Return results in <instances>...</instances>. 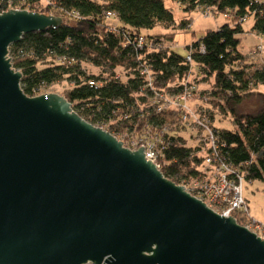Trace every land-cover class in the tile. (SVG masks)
<instances>
[{"label":"water","instance_id":"95a60500","mask_svg":"<svg viewBox=\"0 0 264 264\" xmlns=\"http://www.w3.org/2000/svg\"><path fill=\"white\" fill-rule=\"evenodd\" d=\"M63 18L0 13V264H264V239L74 111L28 96L10 47Z\"/></svg>","mask_w":264,"mask_h":264},{"label":"trees","instance_id":"16d2710c","mask_svg":"<svg viewBox=\"0 0 264 264\" xmlns=\"http://www.w3.org/2000/svg\"><path fill=\"white\" fill-rule=\"evenodd\" d=\"M168 1L0 0V12L25 9L59 16L64 21L59 27L25 34L20 42L11 45L10 57L14 68L23 74L24 92L35 97L53 84L68 82L70 88L63 96L74 111L120 138L124 133L129 136L142 132L150 123L168 128L169 111L157 114L149 101L155 92H183L189 73L196 67L200 78L194 81H209L212 88L205 89L210 92L207 94L218 102L221 111L232 115L236 125L235 130L223 129L212 120L213 115L202 117L218 134L220 156L237 166L246 181H264V105L262 110L248 115H238L234 107L247 93L259 92L264 98L260 90L251 91L264 85V69L250 70L239 50V36L247 33L244 23L248 18H254L251 32L264 37V0H172L166 4ZM175 3L184 6L187 13L205 7L216 15L223 14L228 22L218 31L207 29L190 46L187 56H182L176 48L162 46L169 41L164 35L152 33L157 27L176 28L177 19L170 7ZM113 20L118 23L114 25L110 22ZM178 27L187 29V23L182 21ZM140 35L154 44L137 50L135 41ZM189 55L191 61L187 60ZM144 65L151 68L152 86L141 76ZM90 79L99 86L89 87ZM182 129L187 127L182 125ZM201 129L202 139L194 148L183 136H175L176 130L166 136L169 146L161 171L177 184L187 183L207 166L210 143L208 132ZM235 217L243 224L242 218Z\"/></svg>","mask_w":264,"mask_h":264},{"label":"rangeland","instance_id":"374dc122","mask_svg":"<svg viewBox=\"0 0 264 264\" xmlns=\"http://www.w3.org/2000/svg\"><path fill=\"white\" fill-rule=\"evenodd\" d=\"M170 2L173 1L169 0L166 4H169ZM41 6L44 8V5ZM170 7L177 19V24L175 25L176 28L167 30L157 27L152 33L164 35L165 38L169 40L166 43L167 46L172 44L175 46L177 53L182 56H187L188 49L191 48L190 46L193 45L194 41H198L202 38L206 34L205 31L207 29H215L218 31V27H221L228 22L223 14L216 15L212 10H208L205 7H199L192 13H187L184 10V6L177 3L172 4ZM182 21L187 23V29H179L178 25H180ZM110 22L114 25L118 23L117 20ZM253 25L254 18H248V20L244 23V29L247 33L239 36V39H241L239 50L245 57L246 65L251 67L250 70H261L264 69V37L251 32ZM198 74H200L199 69L193 67L192 71L189 73L190 76H188V80L185 81L189 87L196 88V90H192L190 92L191 97H189V101L187 103L189 111L193 112V118H189L187 121L189 124L181 117L182 113L184 115L183 111H177L175 109L168 110L170 115L167 117V126L171 135L174 134L173 130H176L177 133H175V136H183L186 138L187 144L193 148L199 146V142L203 135L201 127L196 123V119L200 118L201 120H208L202 117H210V115H213L212 120L214 119L216 125L220 128L235 130L236 126L232 115L226 113V111H221V109L217 106L218 102H214L215 99L209 96L210 92H206L205 89L212 88L209 81H203L202 79L194 81L195 79L200 78ZM68 88H70L68 82H58L47 89H43L42 91L44 93H58L64 95ZM255 90H260L264 93V85L259 84L251 89V91ZM247 94L248 95H246L240 103L234 105L238 115L255 114L262 110L264 98L259 94V92ZM152 104L153 102L150 100L149 106H152ZM182 125H185L187 129H182ZM179 130L180 135H177ZM120 138L122 141L127 142V136L125 133L121 134ZM244 194L248 200L250 216L258 222L264 224V181H246ZM243 224H245L244 221Z\"/></svg>","mask_w":264,"mask_h":264},{"label":"built area","instance_id":"2783aa9c","mask_svg":"<svg viewBox=\"0 0 264 264\" xmlns=\"http://www.w3.org/2000/svg\"><path fill=\"white\" fill-rule=\"evenodd\" d=\"M107 15L111 17L112 13L108 12ZM150 44L154 43H151L144 35L138 36L135 41L136 48L139 51H143ZM162 46H167V44L165 43ZM168 47L175 48L172 44ZM187 60L191 61V55L187 57ZM140 73L145 78L147 85L152 86L154 76L151 75V68L144 65L141 67ZM87 83L91 88L99 86L94 79L88 80ZM192 90H196V88L189 87L187 84L184 91L179 94L168 95L162 92H155L152 98V107L157 114H162L171 109L183 111L184 115L182 113L181 117L187 122L189 118H193V112L189 111V106L187 105ZM196 123L208 132L207 140L210 143V155L205 161L207 166H205L203 173L191 178L183 186L191 195L205 202L208 207L218 214L225 217L238 215L245 222V224L241 225L264 239V224L250 216L248 202L244 194L246 179L243 172L237 166L225 162L220 156L218 150L219 142L216 136L218 134H215L209 127L208 122L196 119ZM170 134V130L167 127L159 128L150 123L142 132L131 133L127 136V142L122 141L121 138L118 139L124 143L126 148L133 151L144 148L146 159L152 160L161 170L165 163V150L169 146L166 136ZM86 264L94 263L89 262Z\"/></svg>","mask_w":264,"mask_h":264},{"label":"clouds","instance_id":"9594fccd","mask_svg":"<svg viewBox=\"0 0 264 264\" xmlns=\"http://www.w3.org/2000/svg\"><path fill=\"white\" fill-rule=\"evenodd\" d=\"M48 94V93H47Z\"/></svg>","mask_w":264,"mask_h":264}]
</instances>
